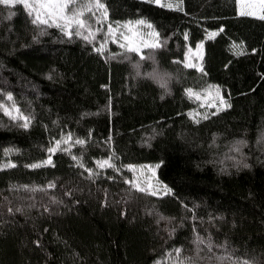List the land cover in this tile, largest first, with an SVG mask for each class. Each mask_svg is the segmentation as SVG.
Segmentation results:
<instances>
[{"label": "trees", "instance_id": "trees-1", "mask_svg": "<svg viewBox=\"0 0 264 264\" xmlns=\"http://www.w3.org/2000/svg\"><path fill=\"white\" fill-rule=\"evenodd\" d=\"M100 2L106 19L82 17L91 41L0 4V105L31 118L24 128L0 109V264H264V19L241 15L238 0H182V10ZM139 19L161 45L143 49V60L108 34ZM211 30L203 72L185 67L188 48ZM154 69L170 75L168 90L147 75ZM209 86L231 107L202 108L188 91ZM69 134L54 166L28 167ZM109 158L115 168L97 167ZM147 163L167 194L131 182L129 167Z\"/></svg>", "mask_w": 264, "mask_h": 264}, {"label": "snow or ice", "instance_id": "snow-or-ice-1", "mask_svg": "<svg viewBox=\"0 0 264 264\" xmlns=\"http://www.w3.org/2000/svg\"><path fill=\"white\" fill-rule=\"evenodd\" d=\"M154 2L157 5H161L163 7H168V8H177L182 10V0L181 2L176 3L175 5L173 3H166V4H161V0H154ZM0 4L5 5V6H14L16 4H20L24 7V9L27 10V14L29 16H32L33 13H35L34 18L31 20V23L34 25H47L49 27H56L60 29V31L67 36L69 39L73 37V35L82 37L85 41H91L92 39H95V33L91 31L90 28H88L86 21L82 19L84 16L85 12L89 13H94L95 11H100L101 17L106 19L107 18V9L103 3L100 2V0H87L86 3L80 4L78 8H73L71 10V15L67 14L66 10H69V6L76 5V0H35V3H31L30 0H0ZM260 7L264 8V0H260ZM253 13L251 12H241V15H252ZM14 15V13L9 12V15L6 17V19H11V17ZM98 20L100 17L97 18ZM261 19H264V16L261 17ZM144 20H137L135 21V25H145ZM119 25L117 28H112L111 26L108 27V34H110L113 37V42H115V33L119 29ZM123 27H125L130 35H124L122 38L124 40V43L120 44V47L126 50V53H136V54H141L143 49H156L159 48L161 45L159 42H148L144 41L141 39L142 34L139 32V30L133 25V22H128L125 24ZM148 28H152L151 24L147 25ZM85 29H87V34H85ZM220 31H223L221 29ZM153 38H155L158 34L153 31L151 34ZM217 33L213 32L210 33L208 38L211 39L215 37ZM188 39L187 34H185V40ZM105 42H107V37ZM104 48V45L102 44L99 48L95 49L97 52H102ZM202 48L201 45H197V49L199 50ZM234 48L237 50L236 54L240 55L243 54L242 51H240V46L236 45ZM191 55V49H189V54ZM145 57L141 54L140 59L143 60ZM149 59H152L151 56L148 57ZM199 58L202 60L203 57L202 55L199 56ZM187 59V56H186ZM137 69L140 68V64L137 63L135 65ZM185 67L188 68H197L199 71L203 72V67L198 66L197 64L194 63H186ZM138 76L140 75V72L137 71L136 73ZM149 77L152 79H158L161 81L162 86L166 83L165 79L161 74L156 71L155 69L147 74ZM189 94H191V90L189 89ZM206 99L211 101L209 104L210 107H215L216 106V101H219L220 107H217V112L223 110L224 108L231 107V105L224 99V97L220 94V89L218 86H209V89L205 93ZM197 98L199 96L197 95ZM8 99L11 100L12 97L9 95ZM0 109H2L6 115H9L12 119L17 120H23V123L20 125L24 128H28L29 124L31 122L30 117H24L21 113H19V109H15L17 115H13L11 111H9L7 108H4L3 105H0ZM215 115V113H213ZM208 117L205 116L204 119H207ZM68 140H71V134H69L68 138L63 141H56L55 142V147H49L47 149V152L49 153L48 157L46 160H44L41 164H32L28 165V167L32 168H39L43 166H54L53 165V159H52V154H55L59 150L63 151H68L67 148L61 149V144L62 143H68ZM76 144H84V140H76ZM12 150L8 149L5 150L6 154H9ZM77 158L74 156L73 160H76ZM112 158H109L108 160H103V161H97L96 165L100 169H105V168H115V165L110 162ZM81 167H83V164H80ZM3 167H15L14 164H6L3 165ZM131 167V166H130ZM88 174L89 178H92L93 175H98V173H93L92 169H88ZM154 175V172H153ZM147 183V188L142 187L139 184L134 185L140 192H145V191H150V194L153 196L158 195V191L153 189V186L149 181ZM25 190H30L28 189V186L25 185L23 186ZM48 187H55V184H49ZM31 190H36V189H31ZM42 190V189H41ZM164 193L167 194L168 190L166 187L163 189ZM55 202V201H54ZM11 211V209H9ZM16 211H20V209H16ZM198 245L197 247L199 248V244L203 243V240L197 237ZM208 247L210 248L211 245L209 244ZM180 252L181 249L177 248L174 250L175 253V258L179 259L180 257ZM169 257L171 259L172 254H169ZM220 259H224L221 257ZM183 264V262H181ZM247 264V262H245Z\"/></svg>", "mask_w": 264, "mask_h": 264}, {"label": "rangeland", "instance_id": "rangeland-1", "mask_svg": "<svg viewBox=\"0 0 264 264\" xmlns=\"http://www.w3.org/2000/svg\"><path fill=\"white\" fill-rule=\"evenodd\" d=\"M31 3H35V0H30ZM71 10H72V5L69 6V10L67 11V14L71 15ZM239 11L241 12H251L253 13V16H258V17H262L264 16V8L260 7V0H239ZM35 15V13H33ZM83 19V18H82ZM139 20H143V19H139ZM137 21V20H135ZM135 21H129V22H133V25L139 30V32L142 34L141 39L144 41H148V42H158V35L153 38L152 37V33L153 31L155 33H157V31L152 27V28H148L147 25L151 24L150 22L144 20L146 23L145 25H135ZM128 22H125L123 24L120 25L118 31L115 33V42L117 44H121L124 43L123 40V36L124 35H130V33L128 32V30L123 27L125 24H127ZM112 28H117V27H112ZM218 33L219 30H211L206 34V37L202 40H200L195 47H189L188 50L185 53L184 56V62L186 63H194L197 64L198 66H201V59L199 58L200 55L204 54V45H205V40L208 39V36L210 33ZM110 35V34H109ZM110 40H113V37L110 35ZM202 44V48H200L199 50L197 49V45H201ZM189 49H191V55L189 54ZM187 56V59H186ZM209 89V87L205 88L204 90L201 91H192L191 90V94L197 101H199L200 106H202V108H213L217 110V107H220L219 105V101H216V106L215 107H210L209 104L211 103V101L206 99L205 93L206 91ZM220 89V88H219ZM220 94L223 96L222 91L220 89ZM197 95L199 96V98H197ZM224 97V96H223ZM225 99V98H224ZM226 100V99H225ZM195 115H201L202 112L200 111H196L194 112ZM193 115V114H192ZM193 115V116H195ZM197 117V116H195ZM130 171H131V182L136 185L139 184L142 187H146L147 188V181L150 180L153 189L158 191V194H164L163 189L166 187L168 189V187L163 184L157 177V164H137V165H131ZM154 172V175H153ZM169 190V189H168Z\"/></svg>", "mask_w": 264, "mask_h": 264}, {"label": "clouds", "instance_id": "clouds-1", "mask_svg": "<svg viewBox=\"0 0 264 264\" xmlns=\"http://www.w3.org/2000/svg\"><path fill=\"white\" fill-rule=\"evenodd\" d=\"M135 65H136V64H133L132 67H133L134 70H136V72H137V71H139V69H137V68L135 67ZM158 72L161 74V76L164 77L166 83L162 86V83H161L160 80H158V79H152V80H153V83L157 84V86H158V87H161L162 89L168 90L169 87H170V80H171L170 75H169L167 72H162V71H158ZM166 77H167V78H166Z\"/></svg>", "mask_w": 264, "mask_h": 264}, {"label": "crops", "instance_id": "crops-1", "mask_svg": "<svg viewBox=\"0 0 264 264\" xmlns=\"http://www.w3.org/2000/svg\"><path fill=\"white\" fill-rule=\"evenodd\" d=\"M238 11H239V0H238ZM241 13V11H239Z\"/></svg>", "mask_w": 264, "mask_h": 264}]
</instances>
